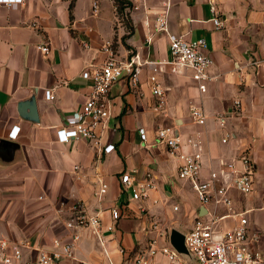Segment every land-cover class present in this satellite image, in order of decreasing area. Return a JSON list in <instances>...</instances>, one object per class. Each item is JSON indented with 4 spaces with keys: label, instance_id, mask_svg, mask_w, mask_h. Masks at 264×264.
I'll return each mask as SVG.
<instances>
[{
    "label": "crops",
    "instance_id": "0c3cea01",
    "mask_svg": "<svg viewBox=\"0 0 264 264\" xmlns=\"http://www.w3.org/2000/svg\"><path fill=\"white\" fill-rule=\"evenodd\" d=\"M93 1L0 5V235L18 243L28 258L62 251L72 242L73 255L63 256L61 264H109L92 229L66 225L70 206L83 201L100 214L106 248L116 264L152 243L177 249L174 231L186 234L203 211L219 215L227 208L201 205L193 183L178 177L177 154L155 143L159 128L174 126L185 138L202 140L204 178L222 171L224 162L250 154L256 165L254 190L232 189L231 196L235 210L246 211L251 230L260 234L264 253V0H215L225 19L220 29L209 0H132L125 11L132 32L116 0H98V14H93ZM162 14L168 30L159 32L155 20ZM171 34L206 40L213 63L205 92L190 70L169 62ZM107 42L121 58L137 55L143 63L137 90L128 77L112 87V115L102 130L103 145L115 144L110 153L86 139L60 142L57 135L86 102L91 81L82 71L106 59ZM46 44L49 52L42 50ZM152 74L165 93L161 105L152 91ZM48 89H54L55 99L46 98ZM235 99L241 102L236 112ZM193 106L205 110L204 125L192 119ZM15 125L20 132L11 138ZM77 164L81 172L74 169ZM149 171L157 175V187L148 199H134L121 175L132 172L141 181ZM99 175L109 185L102 196ZM114 208L122 216L110 231ZM236 221L229 217L221 226L230 228Z\"/></svg>",
    "mask_w": 264,
    "mask_h": 264
},
{
    "label": "built area",
    "instance_id": "2783aa9c",
    "mask_svg": "<svg viewBox=\"0 0 264 264\" xmlns=\"http://www.w3.org/2000/svg\"><path fill=\"white\" fill-rule=\"evenodd\" d=\"M22 2L23 0H0V5L13 7ZM209 2L212 20L216 28L220 29L224 26L225 19L222 18L215 0ZM99 9V1L94 0L93 14H98ZM155 24L157 31H167V15L158 16ZM37 25V22L33 23V26ZM169 48L172 55L169 62L179 68L190 70L192 79L201 92H205L210 78L209 69L213 63L206 52V40L204 38L190 40L184 36L171 34ZM42 50L49 52L50 48L46 44L42 46ZM105 51L107 57L103 62L87 64L83 69V78L91 81L87 100L72 114L66 124L57 129V135L60 142L86 139L94 148L102 150L103 147L105 152L110 153L115 150V144L103 145L102 130L112 115V87L121 79L128 77L131 87L137 90L143 63L137 55L129 59L121 58L111 42L105 44ZM150 81L153 94L158 97L161 105L164 90L155 74L150 76ZM45 95L48 100L55 99L54 89L46 90ZM234 105V112L241 109L239 99L234 100ZM190 114L194 122L202 125L206 123L207 114L202 107L193 106ZM220 124L225 125V118L220 117ZM19 132L20 127L15 125L9 136L16 138ZM139 132L142 141L146 142L145 129L140 128ZM155 140L156 144L164 145L177 154L180 161L178 177L193 183L201 205L224 206L227 212L210 215L203 211L197 217L191 231L185 234L186 253L173 247H157L152 243L146 250L134 255L128 254L119 264H264V253L258 247L260 234L251 230L246 211L235 210L231 196L232 189L242 194H249L254 190L256 165L250 154L244 152L235 159L224 162L225 168L222 171L213 170L209 177L204 178L202 140L199 137L185 138L174 126H166L156 131ZM226 140L227 138L224 139ZM74 169L81 172L82 166L77 164ZM120 179L126 189L132 188L133 198L138 200L148 199L151 191L157 187V175L150 171L141 181L136 180L132 172L123 173ZM98 182L100 184L98 195L102 196L107 192L109 185L100 175ZM121 216V211L114 208L113 222L107 225V229L114 230ZM229 217H235L236 223L230 228H222L221 221ZM66 225L71 228L92 229L104 247L109 264H116L106 248L99 213L90 212L83 201H76L70 206V216L66 220ZM73 245L72 242L62 245V251H42L36 259H32L25 256L18 243L0 235V264H61L63 256L73 255ZM56 246H60V242L57 241Z\"/></svg>",
    "mask_w": 264,
    "mask_h": 264
},
{
    "label": "trees",
    "instance_id": "16d2710c",
    "mask_svg": "<svg viewBox=\"0 0 264 264\" xmlns=\"http://www.w3.org/2000/svg\"><path fill=\"white\" fill-rule=\"evenodd\" d=\"M116 2H117V7L119 10L120 16L123 19L124 24L127 26L129 31L132 32L133 26H132L130 20L128 19V17L126 16L127 14L125 12L127 7L132 6V2L130 0H116ZM70 9L72 10V5H71Z\"/></svg>",
    "mask_w": 264,
    "mask_h": 264
},
{
    "label": "water",
    "instance_id": "95a60500",
    "mask_svg": "<svg viewBox=\"0 0 264 264\" xmlns=\"http://www.w3.org/2000/svg\"><path fill=\"white\" fill-rule=\"evenodd\" d=\"M184 239H185V234H182L178 231L173 232L172 234L173 243L180 252H184V251L187 252V249L184 244Z\"/></svg>",
    "mask_w": 264,
    "mask_h": 264
}]
</instances>
